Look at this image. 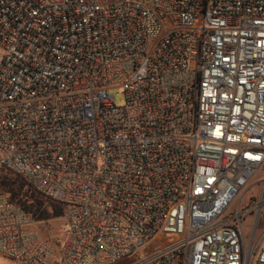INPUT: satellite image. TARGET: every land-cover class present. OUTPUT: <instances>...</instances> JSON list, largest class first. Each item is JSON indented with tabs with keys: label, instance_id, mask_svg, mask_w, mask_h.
Segmentation results:
<instances>
[{
	"label": "built area",
	"instance_id": "2783aa9c",
	"mask_svg": "<svg viewBox=\"0 0 264 264\" xmlns=\"http://www.w3.org/2000/svg\"><path fill=\"white\" fill-rule=\"evenodd\" d=\"M1 173L9 264H264V0H0Z\"/></svg>",
	"mask_w": 264,
	"mask_h": 264
},
{
	"label": "trees",
	"instance_id": "16d2710c",
	"mask_svg": "<svg viewBox=\"0 0 264 264\" xmlns=\"http://www.w3.org/2000/svg\"><path fill=\"white\" fill-rule=\"evenodd\" d=\"M0 190L8 196L10 203L18 205L37 224L50 217L62 216L61 207L57 203L34 192L13 173L0 174Z\"/></svg>",
	"mask_w": 264,
	"mask_h": 264
},
{
	"label": "rangeland",
	"instance_id": "374dc122",
	"mask_svg": "<svg viewBox=\"0 0 264 264\" xmlns=\"http://www.w3.org/2000/svg\"><path fill=\"white\" fill-rule=\"evenodd\" d=\"M112 94L115 96L116 103L118 105H122L124 102L123 95L120 94L119 89H115L112 91ZM262 186L261 184L255 185L254 188H252L246 197L243 200V206L246 207H253L255 204L259 203V200L262 195ZM254 196V197H252ZM252 197V198H251ZM251 198V201H250ZM256 201V203H255ZM252 202V203H251ZM254 202V203H253ZM250 204V206H248ZM256 211H251L249 215H247L243 219V233L245 237V243L250 253L255 254V245L257 242L261 239V233L264 230V207H263V213L261 215V219L258 225L257 234L254 237V239H251V225L253 224V221L255 219ZM39 232L41 236L47 240H49L53 244H58L65 235V226L64 222L61 217L59 218H52L50 217L48 220L39 222L37 224ZM0 264H9L6 260L0 257Z\"/></svg>",
	"mask_w": 264,
	"mask_h": 264
}]
</instances>
